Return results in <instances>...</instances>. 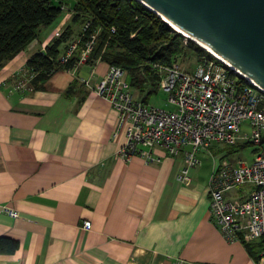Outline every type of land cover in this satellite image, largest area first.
Wrapping results in <instances>:
<instances>
[{
    "label": "crops",
    "instance_id": "0c3cea01",
    "mask_svg": "<svg viewBox=\"0 0 264 264\" xmlns=\"http://www.w3.org/2000/svg\"><path fill=\"white\" fill-rule=\"evenodd\" d=\"M68 22L64 15L52 37L38 33L0 67V264H253L258 239L228 241L210 216L212 162L180 182L181 152L156 146L148 161L119 155L125 133L112 134L116 112L93 89L107 62L89 84L79 81L90 76L83 64L55 72L53 89L31 87L25 61ZM210 149L197 155L215 162L225 152Z\"/></svg>",
    "mask_w": 264,
    "mask_h": 264
},
{
    "label": "built area",
    "instance_id": "2783aa9c",
    "mask_svg": "<svg viewBox=\"0 0 264 264\" xmlns=\"http://www.w3.org/2000/svg\"><path fill=\"white\" fill-rule=\"evenodd\" d=\"M61 7L72 15L68 6ZM82 18L78 37L67 44L55 62L62 67L71 63L65 71L88 64L90 76L79 77V81L89 84L101 55L92 56L97 30L86 34L90 17ZM84 36L86 39L80 42ZM151 70L156 76V91L167 95L170 108L143 101L121 65L107 63L106 71L93 88L116 112L112 134L121 130L125 133L119 155L125 159L139 156L148 161L153 159L156 146L171 155L181 152L185 163L176 179L185 182L200 162L198 150L204 149L211 155L212 146L254 144L250 161L230 158L227 150L217 161L213 160L208 183L209 212L226 240L249 243L259 239L264 234V89L214 56L201 55L190 62L179 61L176 56L169 63L153 62ZM241 186H247L248 191L229 198L231 190ZM1 208L10 216H17L15 209L6 205ZM82 226L90 228V220H84ZM253 264H264V247Z\"/></svg>",
    "mask_w": 264,
    "mask_h": 264
},
{
    "label": "trees",
    "instance_id": "16d2710c",
    "mask_svg": "<svg viewBox=\"0 0 264 264\" xmlns=\"http://www.w3.org/2000/svg\"><path fill=\"white\" fill-rule=\"evenodd\" d=\"M66 2L0 0V67L25 48L38 35L40 27L53 22L64 10L61 6H66ZM69 8L74 22L83 21V15L90 17L86 34L97 30L92 56L100 54L101 60L108 64L123 66L127 70L129 82L142 94L143 101L147 102L157 90L156 76L151 70L153 62L169 63L184 51L185 36L172 29L158 14L138 0H71ZM71 33L68 24L45 45L43 52L37 51L25 61L33 89H53L49 78L72 65L66 63L62 67L55 62V58L65 50ZM85 39L84 36L80 42ZM194 46L200 51L196 59H200L201 55L212 57L201 46ZM246 144L243 142L238 146ZM3 242L4 238L0 237V250ZM16 243V240L10 239L6 250L12 252ZM246 245L250 251L254 250L253 245ZM255 246L257 252L264 247V234L255 242Z\"/></svg>",
    "mask_w": 264,
    "mask_h": 264
},
{
    "label": "water",
    "instance_id": "95a60500",
    "mask_svg": "<svg viewBox=\"0 0 264 264\" xmlns=\"http://www.w3.org/2000/svg\"><path fill=\"white\" fill-rule=\"evenodd\" d=\"M138 1L264 89V0Z\"/></svg>",
    "mask_w": 264,
    "mask_h": 264
},
{
    "label": "rangeland",
    "instance_id": "374dc122",
    "mask_svg": "<svg viewBox=\"0 0 264 264\" xmlns=\"http://www.w3.org/2000/svg\"><path fill=\"white\" fill-rule=\"evenodd\" d=\"M68 12H69L68 10L67 11L63 10L62 13L59 14V16H57V18H55V20L53 22H51L49 25L40 27L38 37L40 38L41 41L47 39L49 36L50 37L53 36L54 31L57 29V26L61 23L64 15H66L68 17V21H69L68 23H69V25H70V27L72 29V33H71L72 36H69V38L67 39L68 42L66 41V44L71 42L72 39H76L78 37V33L81 30V21L82 20L74 22L71 19L72 15L68 14ZM63 27H65V24L63 25ZM183 43L185 45L184 51H182L180 54L177 55V59L179 61L184 60L185 62L194 61V59L197 58V53L200 52L199 50L197 51V49L195 48L194 44L196 46L198 44L196 42H194L193 40H191V39L189 40V38L186 37V36L183 39ZM63 46H64V43H63ZM148 101L152 105H155V106H159V107H163V108L164 107L165 108H170V107H168L167 95L164 92L159 91V90L156 91L155 93H153L150 96ZM238 144H236L237 146L236 145L221 144V146H223V150L224 151L227 150V152L230 153L228 155L230 158L231 157L232 158L233 157H240L242 159H245L246 161H250L253 158V156H254L255 145L251 144V143H247L245 146H243V145L242 146H238ZM198 156L200 158V162H199L198 166L202 165V167L204 169L210 167L209 163L210 164H211V162L213 163V158L211 156L207 157V156H205V155H203L201 153H200V155L198 153ZM246 191H248V187L247 186H241V187H238V188H233L231 190V192H233V194H235V193H243V192H246Z\"/></svg>",
    "mask_w": 264,
    "mask_h": 264
},
{
    "label": "bare ground",
    "instance_id": "6f19581e",
    "mask_svg": "<svg viewBox=\"0 0 264 264\" xmlns=\"http://www.w3.org/2000/svg\"><path fill=\"white\" fill-rule=\"evenodd\" d=\"M158 16L161 17L162 20H164L168 25H170V27L172 29H174L175 31L182 33L184 36L186 37H191L187 32H185L184 30L178 28L177 26H175L174 24H172L171 22H169L168 20H166L159 12H157ZM191 39H193L199 46H201L202 48L206 49L212 56L218 58L219 60L223 61L228 67H230L231 69H233L234 71H236L239 75H243V73L238 70L237 68H235L231 63H229L228 61H226L223 57H221L220 55H218L215 51H213L212 49H210L207 45H205L204 43L200 42L199 40L191 37ZM245 79L247 81H250L256 85H258L257 83H255L252 79H250L249 77L244 76ZM259 87H261L260 85H258ZM262 88V87H261Z\"/></svg>",
    "mask_w": 264,
    "mask_h": 264
}]
</instances>
